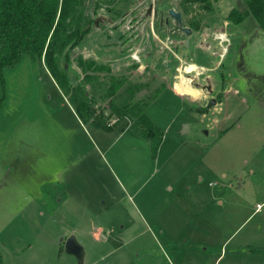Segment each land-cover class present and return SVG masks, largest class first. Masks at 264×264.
<instances>
[{
  "label": "rangeland",
  "instance_id": "1",
  "mask_svg": "<svg viewBox=\"0 0 264 264\" xmlns=\"http://www.w3.org/2000/svg\"><path fill=\"white\" fill-rule=\"evenodd\" d=\"M178 2L168 0L161 8L179 10ZM243 2L213 1L210 12L197 5L193 14H201V27L193 29L186 45L183 31L176 32L172 42L166 27L155 24L149 5L156 0H84V27L89 32L68 50L69 60H62L73 83L88 89L91 84L84 82L79 57L111 67L88 71L102 82L94 83L93 107L104 112L111 126L117 122L137 129L133 119L120 117L118 111L114 115L110 107L107 93L113 80L126 81L112 98L117 102L149 101L165 89L182 97L175 103L166 94L148 105L157 119L149 117L168 137L160 154L167 165L160 171L162 162H156L154 172L149 162L139 166L131 187V178L97 156L95 135L89 137L78 127L43 59L24 55L4 70L3 264H264V88L257 85L250 93L243 87L242 98L231 90L221 106L208 105L211 98L223 99L225 76L240 62L228 65L246 45L247 33L253 38L247 47L249 60L258 63V71L264 68V34L256 19L249 17L240 28L227 19ZM95 18L100 19L97 24ZM183 21L190 24V16ZM248 92L258 93V100H244ZM156 139H151L152 145ZM162 142L158 150L152 146L155 158ZM143 181L147 185L132 196ZM96 221L106 234H95ZM79 227L85 232L75 233L85 247L83 261L66 251L69 236L61 241L64 231Z\"/></svg>",
  "mask_w": 264,
  "mask_h": 264
},
{
  "label": "trees",
  "instance_id": "2",
  "mask_svg": "<svg viewBox=\"0 0 264 264\" xmlns=\"http://www.w3.org/2000/svg\"><path fill=\"white\" fill-rule=\"evenodd\" d=\"M213 1L218 0L182 1V9L190 16L189 25L192 28L201 27L198 19L201 14L194 15V8L198 5L199 10L210 12L213 9ZM243 1L241 7L230 11L227 19L237 26H243L249 17H254L264 33V0ZM83 4L84 0H0V78H3L6 68L15 66L24 55L43 58L81 120L85 124L110 129L116 126L117 122L111 126V121L105 117L104 112H99L93 107L97 102V89L94 83L102 84V82L99 81L98 75H91L88 71L91 68L94 72L110 71L111 67L95 59L79 57L78 65L86 72L84 82L91 84V88L88 89L84 83H73L62 60L65 56L69 60L68 50L81 44L89 32V28L84 27L86 18ZM125 82L123 78L112 81L107 93V97L111 98L110 107L114 110V114L117 115L118 111L120 117L133 119L134 125L144 136L151 139L158 137L153 145L154 150H158L163 132L146 113V109L163 90L157 92L149 101L132 104L124 99L117 102L112 98ZM0 264H3L1 251Z\"/></svg>",
  "mask_w": 264,
  "mask_h": 264
},
{
  "label": "crops",
  "instance_id": "3",
  "mask_svg": "<svg viewBox=\"0 0 264 264\" xmlns=\"http://www.w3.org/2000/svg\"><path fill=\"white\" fill-rule=\"evenodd\" d=\"M247 20H246V22H247ZM186 25L189 26V24H186ZM243 26H245V24ZM237 27L240 28V26H237ZM242 28H244V27H242ZM246 28L248 29L247 26H246ZM258 28L260 29V27H258ZM245 32H247V30H245ZM250 34H252V33H247L248 40H246V42H245L246 45L240 46L239 50L236 52V54L232 60L233 62H231L230 65H228V67H229V66H232L235 62H240V65H237L235 67V69H232L233 71L230 70L227 73V75L225 76L224 81H226V86H225L226 92H224L225 94H224L223 99L220 101H217V103L215 104L216 106H218V105L221 106L223 104V101L227 99L228 94L231 90H233L234 93L238 94V96L240 97L241 89L243 87H245V88L247 87V89L250 90V93L252 90L254 91L257 89V85L262 86V89L264 88V68H263V70L258 71L256 69V66L258 65V63L255 60L254 61L249 60V57H248L247 47L249 45V39L250 40L253 39V38L249 37ZM261 34H264V33L261 31ZM255 39L258 40V39H261V37L259 36V38L256 37ZM40 59L42 60L43 58H40ZM42 61H44V59ZM260 65H261V63H260ZM45 67L47 69V74L49 75V77L51 78L53 83L57 86V88L60 89L65 103L70 107L71 112H73L74 116L77 118V121L79 124L78 127L81 126L83 128V132L86 133L89 137H90V134L95 135L96 144L98 145L97 147L95 146L97 156L103 157L104 161L106 163H108L113 170H114V165H115L117 168H119V171L124 176L131 178L130 182H129L130 187L133 184V182L136 181V179L138 177V175H136V174L139 172V170H138L139 166H145V165L147 166V163L149 162L150 163L149 168H151L150 172H154L155 171V168H154L155 163L158 162V164H159L162 162V165L158 166V169H160V171H163L164 168H166L167 162L164 161V163H163L162 160L160 161V154H161L163 146H164L168 137H163L162 146L160 147L157 158H155V155H154L153 150H152L153 145H152L151 139L148 137H145L140 131L135 129V127H133V126H126V125L118 126V125H116V126H112L110 129H104V128L93 126L91 124H85L81 120V118L78 116L76 110L74 109L73 105L70 103L68 97L64 94L62 89L57 84L56 80L52 76V74L49 71L46 64H45ZM250 67L252 69H250ZM237 69L239 70V73L235 71ZM248 77L250 79H252L251 82H254L255 86H252L250 84V82L247 80ZM166 94H168L167 95L168 101L173 100V101H175V103H181L182 102L181 94H179L177 91H175L173 89L163 90L161 92V94L158 96L157 100H159V98H161V97H165ZM245 94L247 96H249L248 98L243 97V99L246 101L252 102L251 98L255 101L258 100V96H259L258 93H254L255 96H250L249 92L245 93ZM239 97H237V98H239ZM240 98H242V97H240ZM220 109H221V107H220ZM147 112L146 113L154 121L157 119L154 117L155 114L152 111V107H148ZM215 122H216V127H219V123L221 122L220 119L216 118ZM84 133H83V135H84ZM79 140H81V139L79 138ZM87 141L89 144L90 140L87 139ZM117 145L119 146L118 149H116ZM87 150H89V146H88ZM88 153H89V151H88ZM71 163H73V160H71ZM128 163L131 164V166H128ZM5 174H7V173H1L0 174V178H1L0 180L3 181V183H0V188H3L5 186V183H7V178L5 177ZM146 185L147 184L145 181H143L141 184H137V186L135 188V192L133 193L132 196L137 195L139 190L143 186H146ZM107 208H109V207H107ZM152 212H153V210L151 211V213ZM85 225H86L85 226L86 229L88 230V225H91V224L88 223ZM93 226L95 227V228H93L94 229L93 231L95 232V234L100 235V232H102V231H104L102 233H105V234L107 233L105 231V229L102 228V227H104V225L101 223V221L93 222ZM64 232H65L64 233L65 236L64 235L62 236L63 241H64V238H66L70 235H74V236H76V238L78 239L79 242H81V239L75 233H77V232L80 234L82 233V235H83V233H85V232H83V229L81 227H79L77 230L76 229H67Z\"/></svg>",
  "mask_w": 264,
  "mask_h": 264
},
{
  "label": "water",
  "instance_id": "4",
  "mask_svg": "<svg viewBox=\"0 0 264 264\" xmlns=\"http://www.w3.org/2000/svg\"><path fill=\"white\" fill-rule=\"evenodd\" d=\"M168 15L171 17L172 21L175 24L174 30L183 31L188 36V39L186 40V45H189L190 42L189 38L193 34V29L187 25H184L182 13L172 7L169 9ZM216 103H217V99L211 98L208 102V105L212 106L215 105ZM185 128H188V125H185ZM61 241H63V239H61ZM64 245L68 253L75 255L79 261H83L85 257V247L81 242L78 241L76 236L70 235L65 240Z\"/></svg>",
  "mask_w": 264,
  "mask_h": 264
},
{
  "label": "flooded vegetation",
  "instance_id": "5",
  "mask_svg": "<svg viewBox=\"0 0 264 264\" xmlns=\"http://www.w3.org/2000/svg\"><path fill=\"white\" fill-rule=\"evenodd\" d=\"M156 1H157V3H155V4L153 3V5L152 4L149 5V10H150L149 13L150 12L151 13H154V16H155V18H154L155 24L158 23L159 26L162 27V28L163 27H166V30L168 32L169 38L171 39L172 42H174L175 41L174 34H176V32H182V31H176V30H174L175 24H174L173 21H171L172 19L168 15L169 14V9L172 8V7H168L165 10V9L161 8V6L164 5L165 3H167L168 0H156ZM182 1L183 0H180V2H178L179 5L181 6V9H179V10L176 9V8L175 9L178 10V11H180L182 13V17L184 19V16L187 15V14H185L184 11H183V9H182ZM99 20H100L99 18H97V19L95 18V19H93V22L95 24H97ZM189 27H191V26L189 25ZM192 29H194V28H192ZM185 43H186V41H185Z\"/></svg>",
  "mask_w": 264,
  "mask_h": 264
},
{
  "label": "built area",
  "instance_id": "6",
  "mask_svg": "<svg viewBox=\"0 0 264 264\" xmlns=\"http://www.w3.org/2000/svg\"><path fill=\"white\" fill-rule=\"evenodd\" d=\"M220 38H223V37H220ZM114 115H116V114H114Z\"/></svg>",
  "mask_w": 264,
  "mask_h": 264
},
{
  "label": "bare ground",
  "instance_id": "7",
  "mask_svg": "<svg viewBox=\"0 0 264 264\" xmlns=\"http://www.w3.org/2000/svg\"><path fill=\"white\" fill-rule=\"evenodd\" d=\"M189 69V68H188ZM182 92V91H181Z\"/></svg>",
  "mask_w": 264,
  "mask_h": 264
}]
</instances>
